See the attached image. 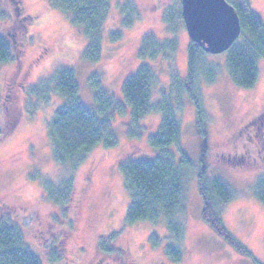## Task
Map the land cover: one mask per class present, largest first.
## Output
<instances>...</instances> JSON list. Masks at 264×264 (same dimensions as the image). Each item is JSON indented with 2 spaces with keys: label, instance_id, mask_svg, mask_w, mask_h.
Segmentation results:
<instances>
[{
  "label": "rangeland",
  "instance_id": "1",
  "mask_svg": "<svg viewBox=\"0 0 264 264\" xmlns=\"http://www.w3.org/2000/svg\"><path fill=\"white\" fill-rule=\"evenodd\" d=\"M178 1L111 0L102 32V57L90 63L82 57L86 45L82 30L71 24L68 13L49 7V0H0V36L12 54L9 62L0 65V137L4 134L0 139V210L15 218L25 246L41 264H264V205L254 196L255 184L264 177V159L258 156L262 141L254 136L255 128L240 130L264 109V60L257 63L254 87L242 90L230 79L227 54L208 53L206 61L216 71L213 83L202 80L198 84L204 136L186 92L179 105L172 100L181 126L180 145L190 163L184 185L185 212L176 217L183 227L181 262H171L162 246L150 245L153 234L171 237L163 221L157 225L125 223L129 194L119 164L153 160L156 152L148 139L157 132L161 113L151 112L140 121L139 138L129 134L128 109L123 116H114L112 131L118 144L112 149L97 146L82 159L74 173V194L65 216L45 194L47 185L57 186L68 176V166L53 159L47 132L53 113L63 103L55 89V71L72 70L81 104L93 109L87 82L90 74L98 73L103 88L122 101L125 79L141 65H148L157 77L150 102H159L161 91L170 88L172 71L180 81L186 77L190 37L180 20L171 26L165 20ZM238 1L246 2L264 23V0ZM127 2L134 4L139 16L129 29L123 27L121 12ZM114 32H122L123 37L112 43L109 36ZM147 34L160 41L177 40L171 60L138 58ZM200 171L233 191L234 198L222 208L221 220L248 255L202 220ZM56 252L54 262L51 254Z\"/></svg>",
  "mask_w": 264,
  "mask_h": 264
},
{
  "label": "trees",
  "instance_id": "2",
  "mask_svg": "<svg viewBox=\"0 0 264 264\" xmlns=\"http://www.w3.org/2000/svg\"><path fill=\"white\" fill-rule=\"evenodd\" d=\"M110 1L49 0V7L68 13L71 24L82 30L86 41L82 57L90 63H98L102 57V32ZM225 1L234 9L241 29L238 39L225 52L228 73L236 88L249 90L257 81V63L264 60V23L246 2ZM121 12L123 27L131 28L139 17L136 7L127 2L121 6ZM175 19L183 24L180 0L165 15L166 24L169 26ZM122 37V32L110 33L109 36L112 43L120 41ZM177 49L175 38L160 41L155 35L147 34L141 40L138 58L156 60L163 57L165 61H169ZM207 55L203 44L190 40L184 81H180L172 71L169 90L161 91L162 100L155 104H151L150 98L157 77L148 65H141L134 75L125 79L121 87L122 101L116 100L103 88L98 73L90 74L87 82L92 94L93 109L81 104L73 71L64 68L55 71V89L63 103L53 113L47 132L51 140L53 159L58 164L68 166V176L57 186L47 185L45 194L49 201L62 208L64 216L65 207L70 205L74 194V173L82 159L97 146L104 149L117 146V138L112 131L114 116H123L128 109L129 134L139 138L142 130L140 121L151 112H159L162 117L157 132L148 139L149 146L156 152L153 160L125 161L119 164V171L124 175L129 194L125 223L127 226L138 222L157 225L163 221L171 237H158L153 234L149 239L150 245L153 248L162 246L164 255L171 262H181L183 252L179 243L183 237V227L176 217L185 212L184 185L190 163L180 145L181 126L172 100L179 105L182 93L186 92L195 108L197 125L204 136L205 118L198 84L202 80L207 84L213 83L216 71L215 66L207 63ZM11 57L8 42L0 36V65L9 62ZM3 137L4 134L0 139ZM239 160L243 162L241 158ZM197 186L203 199L202 220L221 238L248 255L227 232L221 220L222 208L234 198L233 191L220 180L207 178L202 171L198 174ZM254 196L264 205V177L255 184ZM15 221L12 215L0 210V264H41L40 259L25 246L23 234ZM66 226H69V222ZM99 246L103 249L102 243ZM51 259L57 262L58 252L52 253ZM254 264L258 263L254 261Z\"/></svg>",
  "mask_w": 264,
  "mask_h": 264
},
{
  "label": "water",
  "instance_id": "3",
  "mask_svg": "<svg viewBox=\"0 0 264 264\" xmlns=\"http://www.w3.org/2000/svg\"><path fill=\"white\" fill-rule=\"evenodd\" d=\"M184 27L194 43L206 53L226 52L240 35L234 9L225 0H180Z\"/></svg>",
  "mask_w": 264,
  "mask_h": 264
},
{
  "label": "flooded vegetation",
  "instance_id": "4",
  "mask_svg": "<svg viewBox=\"0 0 264 264\" xmlns=\"http://www.w3.org/2000/svg\"><path fill=\"white\" fill-rule=\"evenodd\" d=\"M15 4H18V1L14 2ZM254 131V136L260 139L262 141V146L258 150V156L264 159V109L256 115L254 118H252L249 122H247L245 125H243V128H240V130H246L247 128H252ZM258 141V140H257ZM259 142V141H258ZM243 157V156H242ZM243 159H245L243 157ZM242 161L244 162V160Z\"/></svg>",
  "mask_w": 264,
  "mask_h": 264
}]
</instances>
